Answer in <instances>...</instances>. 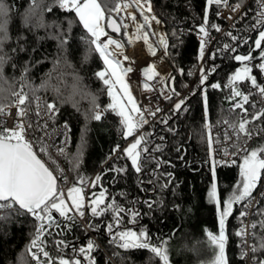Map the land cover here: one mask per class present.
I'll return each mask as SVG.
<instances>
[{
    "label": "trees",
    "instance_id": "obj_1",
    "mask_svg": "<svg viewBox=\"0 0 264 264\" xmlns=\"http://www.w3.org/2000/svg\"><path fill=\"white\" fill-rule=\"evenodd\" d=\"M232 3L247 5V16L235 28H227L216 40L212 51L227 43L236 47V52L218 53L215 61H207L206 67L215 63L217 71L209 76L205 82L204 91L207 95V112L202 100V91L197 86L195 95H190L181 110L173 113V107L160 118L153 126L147 146L151 150V157L145 159L142 154L143 171L137 174L131 166V160L124 153V149L131 137L122 136L119 117L109 110L100 121H87L85 113L92 106L93 97L101 107L111 103L107 95L106 86L95 73L105 69L106 65L99 53L94 51V45L85 42L82 37H90L81 24L74 23L71 31L67 30V19L74 13L65 14L62 10L54 9L52 13L44 12V20L51 24L53 21L61 23L64 28L60 32L55 28H35L31 23L25 24V16L33 0H4L9 6L8 35L9 39L3 45L0 54L6 55V62L2 66V79H0V104H9L13 97L11 91L20 90L28 93L32 99L31 89H36L35 96L45 102L53 101L59 111L55 116L57 123L70 126L72 140L69 151L66 153V163L69 167L72 186L83 187V196L89 204L93 194L99 196L105 192V205L115 203L125 209H135L140 215L136 222L128 212L121 213V223L115 224L113 213H105L101 217H94L88 206L84 208L89 214L90 223L97 228H91L98 238L101 248L92 253L96 264H160L148 250L121 249L116 244H110V235L107 224H113V233L125 230L139 232L145 228L148 231L152 244H159L167 240L166 247L170 256V264H209L213 258V248L206 241L207 231L218 234L219 211L215 203L210 202L208 193L214 183L212 166L213 158L207 143V130L205 124L217 123L221 120L237 122L244 115L240 109H234L230 77L242 67L243 64L253 65L258 83L262 82V72L255 65L261 62L260 49L254 45L258 38L260 25L252 29L254 13L258 10L255 0H230ZM44 4L51 0H43ZM109 7H114L116 0H104ZM156 14L164 21L169 36L168 52L175 64V68L168 79L167 86L180 93L185 89V82L191 81L193 72L200 61V39L198 25L203 23L205 12L208 14L209 33L218 34L225 27L224 19L217 16L220 6L207 5V0H152ZM121 22L115 12L106 13ZM78 19V18H76ZM218 25L220 31H215L211 25ZM150 28L145 27V31ZM176 31L179 39L172 36ZM231 32L238 37L232 41L226 33ZM116 33V32H115ZM124 36V28L117 33ZM60 35L67 40L61 48ZM154 37L153 34H150ZM247 43H244V41ZM23 44L24 51H20ZM175 45V47H172ZM264 47V42L262 43ZM13 49L16 51L14 52ZM35 49V51H33ZM251 54L253 60L239 62L232 57L237 54ZM27 67V72L24 68ZM181 69L183 70L181 72ZM191 73V75L189 74ZM24 80H21V76ZM219 83L221 87L212 88V84ZM199 85V84H198ZM30 86V87H29ZM251 89L250 82L243 81L236 90L246 92ZM176 95H173L172 98ZM32 102H35L32 99ZM248 109V119H251V106ZM165 125L161 121L166 118ZM208 117V118H207ZM86 129V131H85ZM172 129L173 131H169ZM83 137V148L82 138ZM160 137H164L163 140ZM119 145V150L113 149ZM158 145L160 151L153 150ZM264 147V136L250 142V150ZM180 151H177V149ZM180 157H183L181 159ZM157 161L160 166L157 168ZM170 162V163H167ZM242 163V162H241ZM240 163V164H241ZM215 166V177L218 182V195L221 201L228 199L233 193L237 183L241 180L239 165ZM125 168L124 173L110 171L109 169ZM149 173H153L149 176ZM166 173H171L168 177ZM96 176L101 179L96 186L92 181ZM79 177H84L85 183H77ZM152 183H149V180ZM171 183L162 187L168 180ZM143 180V183L140 181ZM144 201H152L151 210ZM240 205L233 206V214L226 218L225 229L228 235L226 254L229 264H241L237 244L239 238L234 233L239 227L238 213ZM104 207V205H101ZM264 207V199L260 200L257 208ZM222 210V205H221ZM60 228L48 229L41 237V246L49 253L53 264H58L61 256L65 259L80 258L73 253L72 247L86 246L91 235L83 228L78 215L73 211L69 215L76 217L75 221L65 220L55 212ZM0 219V264H36L28 245L33 238L35 225L38 223L31 216L3 213ZM264 219L254 215V220ZM69 224L70 230L63 226ZM257 237L264 235V230H253ZM64 240L68 247H57L56 242ZM253 243L255 242L252 237ZM33 252L36 249H32ZM264 257V254H258ZM40 259L46 258L40 254Z\"/></svg>",
    "mask_w": 264,
    "mask_h": 264
},
{
    "label": "snow or ice",
    "instance_id": "obj_2",
    "mask_svg": "<svg viewBox=\"0 0 264 264\" xmlns=\"http://www.w3.org/2000/svg\"><path fill=\"white\" fill-rule=\"evenodd\" d=\"M258 5V10L254 13V23L252 29H255L257 25H260V30L258 32V38L255 39L254 45L256 49H260V60L261 62L255 67H258L262 73H264V47H262V42H264V0H255ZM135 5L137 9L140 10V14L143 16L144 23L136 25V34L134 38L136 40H143L148 46L147 50L151 55H156V48L149 43V33L143 31L145 27L151 28L152 23L155 22L156 25L162 23V21L155 15H149L153 12L152 0H126L123 3H117L114 7H109L104 0H51V3L45 5L43 0H33L28 13L25 16V24L31 23L35 28H55L60 32L64 31L61 23L53 21L48 24L44 20L43 13L46 11L52 13L54 9L62 10L66 15L74 13V16L67 19V30L71 31L74 23L81 24L86 30L90 37H82L86 43L94 45V51L99 53V56L103 59L104 64L107 66L104 70L97 71L95 73L96 77L103 82L106 86L107 95L111 98V103L106 107H101L95 102L93 97L92 106L85 113V119L87 121L95 120L100 121L104 114L109 110L115 112L117 117H119V124L122 129V136L124 138L133 136L138 128L142 127L144 124L148 123L144 115V111L138 107L135 98L133 97L130 86L126 82L125 77L128 73L133 72V67L131 61L129 66L124 67L123 62L130 60V58L123 53H117L115 49H122L124 45L116 39L108 36L107 40L101 42V36H107L108 34L104 30L103 22L107 19V27L112 29L113 32L119 33L121 28L127 29L128 25L123 23H118L111 15L106 13L115 12L119 14L121 11H125L132 5ZM217 5V6H227L228 0H207V5ZM242 7L241 3H237L233 7L232 11L235 12ZM9 6L0 0V53L3 51V45L9 39L8 35V14ZM220 13L218 12L217 15ZM247 16V13H243ZM78 18V19H76ZM127 18L133 22L137 21L136 15L132 13H127ZM232 17L229 16L228 19ZM198 32L202 34L200 39V49L199 58L203 60L208 44L210 43V36L208 30V14L207 11L203 17V23L198 25ZM211 28L215 31H220L218 25H211ZM142 33V34H141ZM155 34V33H153ZM232 41H237L238 37L233 35L231 32L226 33ZM172 36L179 39L176 31L172 32ZM55 38L60 40L61 48L67 43V40L57 35ZM131 43V40L129 41ZM244 43H247L245 40ZM159 46L164 50V55H170L168 52L169 44L166 37L159 38ZM20 51H24L23 44H20ZM175 47V45H172ZM112 48L113 50H110ZM15 52L16 50L13 49ZM35 51V49H33ZM221 52H236V47L230 44H223L218 47L216 51L208 52V59L210 61H215L217 59L218 53ZM7 54H0V79H2V66L6 62ZM118 55H123V60L117 58ZM234 60L239 62H248L254 59L249 50L248 54H237L232 57ZM218 65L212 64L210 68L205 70L203 67L200 68V81L198 87L202 91V100L205 106V112L207 113V95L204 91L205 82L208 80L209 76L217 71ZM27 67L24 68V72H27ZM144 77L146 80H153L159 77L161 74L156 71L154 65H149L142 69ZM183 70L181 69V72ZM191 75V73H189ZM173 79L174 77H169ZM21 80H24V76H21ZM237 81H248L250 82L251 88L258 90L260 96L264 98V85L258 83L256 76L252 75V68L245 63L244 67L238 69L234 75L230 77V85L232 86V97H241L242 102L236 103L233 108L240 109L244 114L241 119L237 122L231 123L229 126L236 132L239 137L241 134L251 139L252 136L259 135L264 132V128H260L258 131L253 133L248 129V125L254 121L259 120L264 117V108L260 109L258 112L251 114V119H248V109L245 108V104L249 103L251 96V91L247 94L242 91L236 90L235 83ZM163 82V79H161ZM117 86H119L117 88ZM30 87V86H29ZM212 88H218L219 84H212ZM145 90H151L152 85L145 82L143 84ZM3 89H0L2 92ZM32 99L39 102L40 98L35 96L36 89H31ZM122 93V95H121ZM173 95L179 96V93L172 89ZM195 90L192 95H195ZM11 96L15 98L12 104H0V117H6L11 115L12 119L16 121L12 128L6 126L5 122L0 119V219H4L3 213H15L16 215L31 216L36 222L35 231L33 238L28 245V251L31 253L33 260L36 264H53L52 258L49 253L41 246V237L43 234L51 228H60L61 225L57 223L55 216L53 215V210L59 213L60 217H63L68 221H75L76 217L69 215V213L75 211V213L80 217H85V198L83 196V187H78L73 185L67 190V200L71 201L69 205L65 199V192L59 187V181L63 180L65 183L68 181V177L63 174V171L58 167L56 169L50 170L46 163L40 158L39 153H47V146L41 143L38 150L34 149L33 142L28 138L29 129H33L32 122L28 121L30 105L32 99L29 98L28 93L24 92L23 87L20 91H11ZM187 98L179 100L175 103L173 107V113L179 112L181 110L186 111V108H182L185 104ZM255 106V105H253ZM15 108V113H12V109ZM59 109L55 103H45L43 105V116L47 117V120L41 126L39 123L36 124L35 130L45 131V136L50 138L51 134L46 131L48 128V122L54 120ZM161 111V109L156 108L155 111H150L149 115L155 116L156 112ZM36 116H41L40 105L37 103V110L35 112ZM135 114V115H133ZM170 117L164 118L161 123L167 124ZM224 123L228 124L229 121L225 120ZM207 130V143L208 147L212 149L213 138L211 135V127L208 123L205 124ZM70 128L67 122L63 125V133L66 136L65 143H67V133ZM86 131V129H85ZM169 131H173L169 129ZM150 133H141L138 135L134 142L125 148L123 151L126 156L131 160V166L137 174L143 171V166L141 162L142 154L145 159L153 158L151 157V150L147 146L148 138ZM226 139H231L227 132L225 133ZM40 139V138H38ZM81 148H83V137ZM161 140L164 137H160ZM219 142V141H217ZM119 150V145L112 150L113 153ZM153 150L160 151L158 145L153 146ZM177 151H180L178 148ZM243 156L242 163L239 165V175L241 180L237 183L233 193L228 197V199L221 201L217 194L216 184L213 183L211 190L208 193L210 202L217 205L219 211V229L218 234H213L211 231L206 233V241L213 248V258L209 264H229V259L226 254V246L228 243V235L225 229V220L227 217L233 214V206L240 205L243 202V210L238 213V219L240 221V226L235 231L234 235L239 238V243L237 248L239 249V258L241 261L250 259L251 264H264V257L258 256V254H264V235L257 237L254 229L264 230V219L259 221V225L254 220L249 224L244 223V218L247 217L250 212L260 204V200L264 199V190L257 192L258 185L261 183L262 175H264V147H259L255 150H246ZM60 155H64V149H58ZM226 156L230 155L226 150L224 152ZM231 155H235L232 153ZM183 159V157H180ZM53 163L55 161L53 160ZM170 163V162H167ZM220 163L219 161H213L212 172L213 178L215 180V165ZM225 164L229 163L224 161ZM235 163V161H231ZM160 163L157 161V168H159ZM110 171H116L118 173H124L125 168L109 169ZM59 172V175L54 174ZM153 173H149L152 176ZM168 177H171V173H166ZM101 179L100 176H96L95 180L92 181V186L95 187L97 182ZM143 183V180L140 181ZM152 183L150 179L148 181ZM77 183L83 185L85 183L84 177H79ZM171 183L169 179L167 183L162 185V187H167ZM254 192L257 194L254 195ZM147 204L149 210L153 207L152 201H144ZM104 205V207H101ZM222 205V210L220 207ZM90 213L94 217H101L105 213L111 211L113 213V219L116 225L121 223V213L128 212L133 217L131 222H136V217L140 215L139 211L135 209H125L112 201L105 205V192L101 191L99 196L93 194V198L90 199L88 204ZM261 217H264V207L257 208L254 213ZM90 228H97L96 225L89 223L87 225ZM65 229L70 230V225L65 224L63 226ZM107 231L110 235L109 243L116 244L118 248L121 249H135V250H148L153 254V257L160 261V264H170V256L168 249L166 247L167 240H161L157 244H152L149 240L148 231L142 228L137 231L125 230L113 233V224H107ZM248 237H253L255 242L249 243ZM57 247L63 248L68 247L64 240H59L56 242ZM99 245L94 241L89 239L86 246L76 248L72 247L73 253H77L80 258H68L65 259L61 256L58 260V264H96L95 257L92 255L94 251L98 249ZM32 249H36L35 252ZM40 254L46 258V261L40 259ZM82 258V259H81Z\"/></svg>",
    "mask_w": 264,
    "mask_h": 264
},
{
    "label": "built area",
    "instance_id": "obj_3",
    "mask_svg": "<svg viewBox=\"0 0 264 264\" xmlns=\"http://www.w3.org/2000/svg\"><path fill=\"white\" fill-rule=\"evenodd\" d=\"M117 3H123L126 2V0H116ZM116 3V4H117ZM236 3H232L230 0H228L227 6L221 5L217 13L220 14L217 15L218 17L222 18L226 22V27L218 34H212L209 33L210 36V43L207 46L205 56L203 60L200 59L199 63L197 64L194 72H193V78L191 81L185 82V89L179 93V96H175L172 98V92L167 86V81L169 77L172 75L173 70L175 68V64L173 60L171 59L170 55H164V50L159 46V36L153 29V27L150 28L149 31H146L149 33V43L152 44L156 48V55L153 56L151 53L148 52L147 48L148 46L144 43L143 40H136L134 38L133 34H136V25L137 24H143L144 21L142 20V17L140 15L139 10L135 7L133 4L131 7L126 9L125 11H121L119 14L115 13L117 18L121 21V23L128 25L127 29H124V36L119 35L115 32H113L110 28L107 27V19L103 22L104 24V30L108 34L107 36H101V42H104L107 40L108 36L112 37L113 39L118 40L121 42L124 47L122 49H115L117 53H123V55H126L130 58L128 61L123 62V66L127 67L131 63V61H134V63H131V66L133 67V72L128 73L125 77V80L128 82L130 89L133 93V96L137 102L138 107L142 111H144V115L146 119L148 120L147 124H144L142 127L138 128L137 131L134 133L133 136H131V140H134L138 135L141 133H144L145 131H152L153 126L156 122L160 120L161 117H163L171 107L175 105L179 100L186 99V101L189 99L190 95L194 90H196L199 81H200V68L203 67L205 70L210 68L212 66L208 65L206 67V63L208 60V52L212 51L213 45L216 42V40L222 35V33L227 28H235L237 24L245 19L246 16L243 15V13H247V5L242 6L237 11L233 12L232 9L235 7ZM153 7V3H152ZM132 13L133 15H136L137 21L133 22L130 19L127 18V13ZM153 12H155L153 7ZM231 16V19H228V17ZM162 23L164 24V30L161 33V37H166L167 42L169 44V36L167 35L166 27L164 21L161 19ZM145 31V29H143ZM155 33V34H153ZM142 34V33H141ZM150 34H153V36L156 39L155 44L154 38L151 37ZM202 34H199V39H201ZM131 40V43L129 41ZM140 46L141 51L144 53V55H149L147 59H143L140 61L139 58L135 60L134 56L132 55L134 52H136V47ZM110 50H113L110 48ZM123 55H118L117 58L123 60ZM154 65L156 68V71L159 72L161 75L159 77L154 78L153 80H146L144 77L142 69L149 66ZM249 67L254 68L253 65H249ZM262 76V82H260L261 85H264V73ZM161 79H163V82H161ZM147 82L150 85H152L151 90H145L143 88V84ZM241 83L243 81H237L235 83V88L237 89L238 86H241ZM219 84V83H216ZM219 87L220 84H219ZM232 87V86H231ZM118 88V86H117ZM20 91V90H17ZM249 91H251V96L249 99V103L245 104V108L249 105L251 106V112L256 113L260 109L264 108V98H262L258 92V90L251 88ZM249 91L243 92L247 94ZM15 98L13 97V100L10 104L14 102ZM238 102H242L241 97H234L233 104L235 105ZM37 103L40 105V110L42 115L36 116L35 112L37 110ZM45 103H54L53 101L45 102L41 98L39 102L35 101L32 102L30 105L29 110V116L28 121L32 122L33 129L36 128V124L39 123L41 126L47 120L46 116H43V105ZM255 105V106H253ZM58 108V107H57ZM156 108L161 109V111L156 112L155 116L149 115L150 111H155ZM15 108L12 109V113H15ZM135 115V114H133ZM2 119L6 126L9 128H12L14 126V121L12 119V116H6V117H0ZM55 119V117H54ZM225 120H221L217 123H209L211 127V135L213 138L212 143V149H211V155L213 158V161H219L220 163H217L215 166L219 167L222 165H238L242 162L243 156L246 154L244 149L249 151L250 148V142L254 139H258L262 136H264V132H261L259 135H253L251 139H248L247 137L243 136L241 134L239 137L237 136L236 132L229 126L232 122L230 120L228 124L224 123ZM48 122V128L46 131L51 134L50 138L45 136V131L41 130H33L29 129L28 132V138L33 142L34 149L38 150L40 148L41 143L45 144L47 146V153L40 152L39 156L40 158L46 163V165L52 169H56L57 167L63 171V174L68 177L67 183H65L63 180L59 181V187L62 188L65 192V198H67V190L68 188L72 187V179H71V173L69 170V167L66 163V153L69 151L71 146V140H72V134H71V128L70 131L67 133V143H65L66 136L63 133V125L65 123H57L55 120H50ZM248 129L255 133L260 128H264V117H261L259 120L254 121L250 123L248 126ZM227 132L228 136L231 137V139L225 138V133ZM40 138V139H38ZM219 141V142H217ZM63 148L64 149V155H60L58 152V149ZM225 150L230 154L226 156L224 154ZM232 153H235V155H231ZM53 160L55 163H53ZM224 161H228L229 163L225 164ZM231 161H235V163H231ZM54 174L59 175V172H55ZM264 190V175H262L261 183L258 185L257 192ZM257 193L254 192V195ZM258 206V205H257ZM256 208H254L250 214L244 218V223L249 224L254 221V213L256 212ZM243 210V206L241 207L240 211ZM54 214V211H53ZM80 222L82 223L83 228H85L88 233L91 235V240H94L98 245L99 250L102 246L94 234L92 232L91 228L87 225L90 223L89 214L87 211H85V217L80 218L78 216ZM240 226V221H239ZM249 243H253L252 237H248ZM241 264H251L250 259H246L245 261H242Z\"/></svg>",
    "mask_w": 264,
    "mask_h": 264
},
{
    "label": "bare ground",
    "instance_id": "obj_4",
    "mask_svg": "<svg viewBox=\"0 0 264 264\" xmlns=\"http://www.w3.org/2000/svg\"><path fill=\"white\" fill-rule=\"evenodd\" d=\"M153 13H154V12L150 13V15H152ZM152 27H153V29L155 30V32L157 33V35H158L159 37H161V33H162V31L164 30V24L161 23V24H159V25H156L155 22H153V23H152ZM132 55L134 56L135 60H136L137 58H139L140 61L143 60V59H147V58L149 57V55H144V53H143V52L141 51V49H140V46H137V47H136V52H134Z\"/></svg>",
    "mask_w": 264,
    "mask_h": 264
},
{
    "label": "rangeland",
    "instance_id": "obj_5",
    "mask_svg": "<svg viewBox=\"0 0 264 264\" xmlns=\"http://www.w3.org/2000/svg\"><path fill=\"white\" fill-rule=\"evenodd\" d=\"M167 31V30H166ZM167 35H168V33H167ZM154 38V41H155V44H157V46H158V43L156 42V39H155V37H153ZM263 43V42H262ZM107 67V66H106ZM105 67V68H106ZM242 67H240V68H238V69H241ZM104 70V69H103ZM252 75H254V76H256V78H257V75H256V73H254L253 71H252ZM257 81H258V78H257ZM127 82V81H126ZM128 83V82H127ZM119 87V86H118ZM132 93V92H131ZM122 94V93H121ZM133 95V94H132ZM207 114H208V112H207ZM208 118V117H207ZM209 122H210V120H209V118L207 119V123L209 124ZM129 138V137H128ZM132 142H134V140H132V141H130V142H128V144H127V147L130 145V143H132ZM126 147V148H127ZM243 160V159H242ZM214 183L216 184V189H217V194H218V182H217V179H216V177H215V180H214ZM211 187H212V185H211ZM211 187H210V189H209V191L211 190ZM218 197H219V195H218ZM66 199V202L70 205L71 204V201H69V200H67V198H65ZM85 206L87 207L88 206V203H87V200L85 201ZM220 210H221V207H220ZM54 211V210H53ZM74 211V210H73ZM85 211H87V210H85ZM75 212V211H74ZM87 213H88V211H87Z\"/></svg>",
    "mask_w": 264,
    "mask_h": 264
},
{
    "label": "water",
    "instance_id": "obj_6",
    "mask_svg": "<svg viewBox=\"0 0 264 264\" xmlns=\"http://www.w3.org/2000/svg\"><path fill=\"white\" fill-rule=\"evenodd\" d=\"M139 10V9H138ZM139 12H140V10H139ZM153 14H155L160 20H161V18L154 12ZM150 15V14H149ZM141 17L143 18V16L141 15ZM117 21V20H116ZM118 22V21H117ZM112 30V29H111ZM245 65V64H244ZM244 65H242V68L244 67ZM47 166V165H46ZM55 216H56V214H54Z\"/></svg>",
    "mask_w": 264,
    "mask_h": 264
},
{
    "label": "flooded vegetation",
    "instance_id": "obj_7",
    "mask_svg": "<svg viewBox=\"0 0 264 264\" xmlns=\"http://www.w3.org/2000/svg\"><path fill=\"white\" fill-rule=\"evenodd\" d=\"M82 259V258H81Z\"/></svg>",
    "mask_w": 264,
    "mask_h": 264
}]
</instances>
